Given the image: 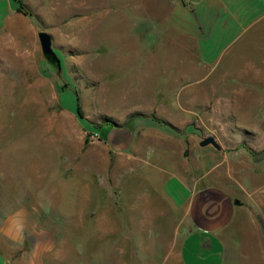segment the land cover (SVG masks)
<instances>
[{
    "label": "rangeland",
    "instance_id": "374dc122",
    "mask_svg": "<svg viewBox=\"0 0 264 264\" xmlns=\"http://www.w3.org/2000/svg\"><path fill=\"white\" fill-rule=\"evenodd\" d=\"M21 1L30 19L29 39L19 37L8 50V63L0 61V70H6L0 71V210H33L46 215L37 221H53L52 208H70V188L76 185L92 190L93 208L101 214L108 203L116 231L129 227L138 219L134 184L153 180L155 160L136 163L133 149L131 156H118L104 142L111 131L120 141L119 133L130 132L133 122L173 137L169 174L203 176L206 186L219 176L227 190H235L231 176L264 184V161L253 157L264 146V114L245 105L260 101L258 91L242 90L243 105L231 103L238 90L217 76L221 66L214 72L200 66L195 42L167 24L178 0ZM39 31L51 35L60 70L44 58ZM207 137L221 149L200 147ZM85 197L78 208L86 207ZM77 226L82 231L88 225L79 219ZM79 239L74 260L94 264L102 253L105 264H114L110 244L103 241L93 250L87 237Z\"/></svg>",
    "mask_w": 264,
    "mask_h": 264
},
{
    "label": "crops",
    "instance_id": "0c3cea01",
    "mask_svg": "<svg viewBox=\"0 0 264 264\" xmlns=\"http://www.w3.org/2000/svg\"><path fill=\"white\" fill-rule=\"evenodd\" d=\"M18 6L17 0H0V61L4 63L19 37L30 36V19ZM167 24L177 35L195 42L200 66L213 72L221 66L217 76L222 81L228 78L231 88L238 90L232 104L243 105L242 90H256L260 101L247 100L245 105L260 107L259 113L264 114V0H178ZM130 125V132L119 133L120 141L112 138L115 131H111L104 143L118 156H131L128 152L133 149L131 158L136 163L150 165L147 159L155 160L153 180L142 178L134 184L138 219L131 217L135 221L129 227L116 231L108 203L101 214L93 208V197L88 194L92 190L76 185L70 188V208H52L53 221H37L46 215L33 210L1 209L0 264H81L73 253L79 236L87 237L93 250L103 241L110 244L117 254L114 264H264V184L254 177L231 176L235 190H227L219 176L206 186L201 184L203 176L196 180L185 173L169 174L167 170L174 169L173 137L168 140L171 135L166 130H142L145 123ZM263 150L264 146L255 152ZM259 161H264V155ZM122 180L117 179L116 187ZM84 194L86 207L78 208ZM79 219L88 225L82 231ZM151 230L153 240L149 239ZM105 258L101 253V260L92 262L105 264Z\"/></svg>",
    "mask_w": 264,
    "mask_h": 264
},
{
    "label": "water",
    "instance_id": "95a60500",
    "mask_svg": "<svg viewBox=\"0 0 264 264\" xmlns=\"http://www.w3.org/2000/svg\"><path fill=\"white\" fill-rule=\"evenodd\" d=\"M39 43H40V48L41 52L44 56V58L57 70H60L61 65H60V59L57 56L53 46H52V38L49 33L46 31H39L37 34ZM116 127V126H114ZM212 146L216 150H220L221 147L216 143L215 139L213 137H207L203 140L200 141L199 146L200 147H206V146ZM235 205L239 204L238 200L234 201Z\"/></svg>",
    "mask_w": 264,
    "mask_h": 264
},
{
    "label": "trees",
    "instance_id": "16d2710c",
    "mask_svg": "<svg viewBox=\"0 0 264 264\" xmlns=\"http://www.w3.org/2000/svg\"><path fill=\"white\" fill-rule=\"evenodd\" d=\"M17 2H18V5L20 4L21 6H22V1L21 0H17ZM20 5L18 6V8L20 9ZM77 114L79 115V117H82V115H81V112H80V110L77 108ZM157 121V120H156ZM158 123H162L161 121H157ZM108 123V122H107ZM111 124H113V123H111ZM264 151V150H263ZM262 151V152H263ZM259 153V154H257V155H254L253 157L254 158H261L264 154L263 153Z\"/></svg>",
    "mask_w": 264,
    "mask_h": 264
}]
</instances>
